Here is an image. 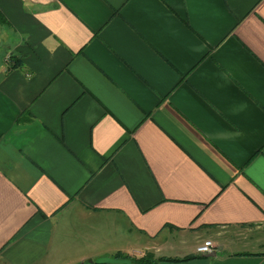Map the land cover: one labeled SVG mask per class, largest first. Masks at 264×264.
Here are the masks:
<instances>
[{"label": "crops", "instance_id": "1", "mask_svg": "<svg viewBox=\"0 0 264 264\" xmlns=\"http://www.w3.org/2000/svg\"><path fill=\"white\" fill-rule=\"evenodd\" d=\"M147 254L264 264V0H0V264Z\"/></svg>", "mask_w": 264, "mask_h": 264}, {"label": "trees", "instance_id": "2", "mask_svg": "<svg viewBox=\"0 0 264 264\" xmlns=\"http://www.w3.org/2000/svg\"><path fill=\"white\" fill-rule=\"evenodd\" d=\"M189 258L184 259H170V258H157L155 259L152 255L147 254L143 258L136 260L138 264H157L159 262H174V261H187Z\"/></svg>", "mask_w": 264, "mask_h": 264}, {"label": "built area", "instance_id": "3", "mask_svg": "<svg viewBox=\"0 0 264 264\" xmlns=\"http://www.w3.org/2000/svg\"><path fill=\"white\" fill-rule=\"evenodd\" d=\"M213 249V244L210 241H205L196 247V253L198 255H206L211 253Z\"/></svg>", "mask_w": 264, "mask_h": 264}, {"label": "water", "instance_id": "4", "mask_svg": "<svg viewBox=\"0 0 264 264\" xmlns=\"http://www.w3.org/2000/svg\"><path fill=\"white\" fill-rule=\"evenodd\" d=\"M206 257H215L216 256V252L212 251L211 253H208L206 255H204Z\"/></svg>", "mask_w": 264, "mask_h": 264}]
</instances>
